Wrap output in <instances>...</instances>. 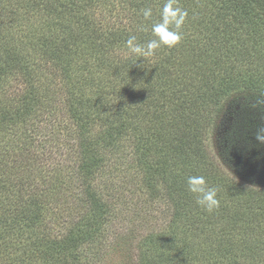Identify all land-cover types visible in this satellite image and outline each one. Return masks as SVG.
<instances>
[{
	"label": "trees",
	"instance_id": "1",
	"mask_svg": "<svg viewBox=\"0 0 264 264\" xmlns=\"http://www.w3.org/2000/svg\"><path fill=\"white\" fill-rule=\"evenodd\" d=\"M172 2L173 7L188 13L178 30L174 25L170 28L179 31L180 41L171 47L161 43L154 50L151 57L158 61L157 65L150 66L147 56L141 59L134 56L122 68L112 59V46L120 47L117 38L135 36L134 44L142 47L151 40H159L152 29L154 24L162 22L161 13L168 0H0L1 263L6 261L7 237L15 239L13 250L25 246L27 259L24 256L21 260L27 264H99L105 259L104 252L120 244L119 239L124 235L112 234L108 228L116 218L112 210L115 204L103 196L102 189V184L109 189L114 185L109 186L110 178L101 182L96 175L99 167L106 164L109 152L105 150H121L122 140L131 139L134 126L127 125L128 120L132 122L129 114L149 105L155 109L156 101L161 106L169 102L174 112L173 124L168 127L165 145L157 152L151 135H143L146 142L140 137L143 153L137 161L151 168L148 156L163 159H158L161 164L156 166L161 170L147 176L145 181L157 193H163L157 178L165 183V195L174 205L173 217L167 223L175 227L173 238L168 239L171 247L165 252L147 249L159 243L152 232L136 241L137 262L205 264L202 261L205 257L196 250L203 248L210 254L208 264L218 261L264 264V189H246L217 177L211 185L223 191L230 203L226 206L219 202L209 212L197 200V204L190 203L194 193L189 191L187 183L190 176L203 177L207 173L199 174L197 170L206 164L205 141L227 100L242 95L264 102V0ZM149 9L151 15L145 18L144 12ZM105 12L109 18L104 16ZM114 13L117 22L129 21L131 26L119 25L108 32L104 21ZM197 31L205 33L204 46L197 45ZM80 62H83L80 68H86L88 62L97 72L107 64L111 70L107 76L98 73L100 83L95 85L99 90H86L92 83L89 76L83 82L79 79L77 84L72 78L61 88L70 110L66 113L71 121L65 120V128L70 125L67 136L78 138L80 163L72 176L85 184L84 210H78L64 231H54L48 220L55 222L52 221L57 219L55 202L59 205L67 195L61 180L65 173L58 172L64 168L44 170L35 164V158H41L42 153H37L39 146L33 133L46 126L55 130L61 121L55 117L47 119L51 117L47 99L50 90L45 93L41 89H25L40 82V78L33 76L37 68L45 76L58 69L68 70ZM177 65L187 69L182 79L180 73L165 71L167 66L180 70ZM115 72L127 74L124 85L119 87L118 82H113ZM16 73L31 75L24 90L11 89L12 75ZM144 84L159 93L154 94L153 102L146 100L147 106L143 103L147 92L139 91ZM67 85H78L85 90H69ZM156 136L161 137L158 132ZM134 143L136 146V138ZM164 149L167 151L164 156L158 154ZM119 160L131 162L124 153ZM65 163L61 161L60 165L67 166ZM24 170L28 175H21ZM96 180L102 184H96ZM122 228L128 235L129 227ZM180 232L183 235L190 232L192 238L186 241L185 236L179 237ZM102 233L103 237H113L103 243L98 239ZM197 239L198 247L193 245Z\"/></svg>",
	"mask_w": 264,
	"mask_h": 264
},
{
	"label": "rangeland",
	"instance_id": "2",
	"mask_svg": "<svg viewBox=\"0 0 264 264\" xmlns=\"http://www.w3.org/2000/svg\"><path fill=\"white\" fill-rule=\"evenodd\" d=\"M103 8V10H106ZM117 13H114L113 17L104 21L107 27V31L111 32L113 27L116 26H131L129 21L117 22L116 17ZM106 18L108 17L107 12L104 13ZM112 16V15H111ZM110 16V17H111ZM200 26H203L201 24ZM204 30V28L202 29ZM197 45L204 46L203 35L205 34L202 31H197ZM128 37L123 35L117 38L119 46H112V54L114 59L122 68H124L130 62L131 58L136 56L139 59L144 58L145 56L133 53L128 45ZM149 59L150 66L157 65L158 61L152 59L151 56H147ZM93 64V60H90ZM115 62V63H116ZM83 62L78 63L75 66L70 67L68 70H57L54 74L43 75L41 71L35 70L34 77L40 78L39 83H32L31 88L25 89L27 85L28 78L31 75L19 76L12 75V90H42L45 93L46 90H50L52 93H48L47 99L50 100V111L51 120L55 117L57 121H61V124H57L56 128L51 129L50 127H43L42 129H37L33 134L35 137V142L39 146L37 148V153H42V157L37 160L35 158V164L39 166L40 169L49 168L60 169L59 166H62L64 169H60L58 172H64L65 175L61 176V180L64 182V191L67 194L64 199L67 200L65 203L64 199L62 202L57 205L55 202V222L50 223V228L54 231L65 230L69 226L73 217L77 216L78 212L84 210V205L82 198L84 197L83 187L85 186L81 180H78L76 177L72 176L76 173L75 167L79 166V157H78V138L77 135L67 134L70 131V125L68 129L65 128V120L71 121L68 118L69 107L66 104L67 99L65 97V92L62 90V86L67 84L70 79H74L77 84L80 79L83 82L86 76H89L92 83L89 89L86 90H99V86L95 85L100 83V74L103 73V76L108 75L107 71L111 70L110 65L103 66V70L97 72L94 68L91 67L90 63L87 62L86 68H80ZM115 64L114 62H112ZM176 69L174 66H167L165 71L171 74H179L180 79L185 77L187 69ZM264 71V70H262ZM97 72V73H96ZM105 73V74H104ZM16 76V77H15ZM127 74L114 73L112 75L113 82H118L120 86L124 85L127 81ZM47 77H52L49 80ZM67 77V78H66ZM131 76L128 75V81ZM178 78V79H179ZM124 80V81H123ZM126 80V81H125ZM123 81V82H122ZM44 82V83H43ZM122 82V83H121ZM106 84V83H105ZM85 87V84H83ZM146 84L141 87L143 93L147 92L146 97L143 99L145 106H147L146 100L150 102L154 101V97L159 94L157 90H150V87H145ZM69 90H85L81 89L78 85H67ZM164 92V91H163ZM72 101H69L71 103ZM155 103V109L149 105V108H146L142 111L138 110V113L129 114V118L132 119L127 122L128 126H134L132 129L131 139L122 140L124 143L121 145V150H108V157L106 158V164L99 167L98 174L99 181L103 182L104 179L110 178V185H114L112 189L106 188L104 184L96 180V184H102L103 196L108 197L114 202L113 205V214L116 216L115 219L111 220L108 228L112 231V234L121 232L119 237L124 235V238H120V244L112 246L111 249H108L107 252H104L105 259H103L99 264H139L136 257V241L139 239H144L149 233H153L152 236L158 239V244L154 246L147 247L150 251L158 253L165 252L170 249L168 239L173 238V229L174 227H169L167 221L170 217H173L172 212L174 205L166 193L165 183L162 182V179L159 180L158 188H161L163 193H157L155 189L147 183L145 180L147 176L151 177L152 173L159 172L160 167H156L161 164L159 161L163 160L159 156H148L149 166L139 165L137 158H141L143 146L140 137L146 142L145 133H147L151 138L153 147L157 148V152L160 147H163L166 143V136L169 125L173 124V114L172 110L169 108V102L166 106H161V103ZM169 111V112H165ZM128 119V118H127ZM38 121V118H37ZM135 124V125H134ZM264 128V102L257 101L256 99H246L242 95L233 96L227 100V102L221 107L220 112L217 115L213 126L211 127L207 138V161L206 164H202L197 172L200 174L202 171L203 177L205 178L206 185L209 188H214V185H211L213 179H224L227 184L237 183L239 186L245 187L246 189H264V143L256 139V133L258 129ZM73 133L74 130H72ZM156 132H158L161 137L157 138ZM56 137V138H54ZM62 137V139H61ZM136 138V146L134 139ZM158 142V143H157ZM172 142V138L169 141V144ZM170 148V147H169ZM154 151V148H152ZM167 151L164 149L162 152H159L161 156H164ZM123 153L129 155L131 162L125 163V161H120V157L123 156ZM118 157L116 158V155ZM66 162L63 166L60 163ZM70 165V166H68ZM57 171V170H55ZM21 175H28V171L24 170L21 172ZM65 176L64 179L62 177ZM200 176V175H199ZM155 180V179H154ZM224 181V182H225ZM226 184V183H225ZM217 189L216 199L224 205L227 206V203H230L225 200V194L222 195L220 189ZM115 193V195H111ZM175 198V197H174ZM176 199V198H175ZM197 194H194V200L190 203H196ZM81 204V205H79ZM197 204V203H196ZM79 210V211H78ZM48 225V226H49ZM122 227H129V233L127 231H121ZM106 230L105 233L108 234L109 230ZM104 233V234H105ZM167 235V236H165ZM103 240V243L112 239L113 235L110 237L107 235L103 237V233L100 235ZM186 237V241L192 238L190 232L186 235L179 233V237ZM15 239L6 238V243L8 248L6 251V261L0 264H27L21 258L27 255L23 252V249H26L25 246L19 249L13 250ZM100 244V243H99ZM180 245V244H179ZM193 245L200 246L198 239L193 242ZM208 246V245H207ZM197 254H201L205 257L203 263L208 264V257L210 254L204 252L203 248H197ZM200 252V253H199ZM94 256V255H93ZM25 260V258H24ZM215 264H229L221 263L220 261L215 262ZM232 264H234L232 262Z\"/></svg>",
	"mask_w": 264,
	"mask_h": 264
},
{
	"label": "clouds",
	"instance_id": "3",
	"mask_svg": "<svg viewBox=\"0 0 264 264\" xmlns=\"http://www.w3.org/2000/svg\"><path fill=\"white\" fill-rule=\"evenodd\" d=\"M150 15V9L144 12L145 18ZM187 15L188 13L186 10H183L180 7H173L172 0H168V3L164 5L161 13L162 22L154 24L152 29L154 35L157 36L159 40H151L146 46L142 47L134 44L136 37L133 36L127 41L129 49L133 53L146 57L151 56L161 43L167 44L169 47L174 46L180 41L181 35L179 31L170 30V28L174 25V29L178 30L184 23ZM256 139L264 143V128L257 130ZM187 183L189 191L197 194V203L206 207L209 212H211L213 208L219 206V201L216 199L217 189L207 187L204 177L190 176Z\"/></svg>",
	"mask_w": 264,
	"mask_h": 264
}]
</instances>
